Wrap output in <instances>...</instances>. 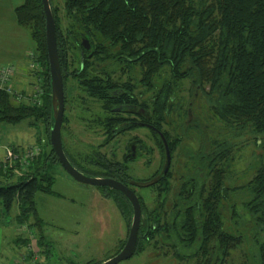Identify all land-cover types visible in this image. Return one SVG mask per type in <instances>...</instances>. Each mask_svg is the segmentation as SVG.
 Instances as JSON below:
<instances>
[{"label":"trees","instance_id":"1","mask_svg":"<svg viewBox=\"0 0 264 264\" xmlns=\"http://www.w3.org/2000/svg\"><path fill=\"white\" fill-rule=\"evenodd\" d=\"M64 7L68 18L65 29L61 27L56 8L52 7L63 88L66 89V79L70 75L80 89L100 102L105 114L94 119L106 129L107 139L113 131L111 126L121 120V112L109 108L117 98L110 90L118 82L132 79L134 63L140 67L137 81L153 89L152 133L162 162L165 151L156 128L164 134L173 151L180 137L170 135L163 124L173 106L170 97L187 78L193 87L192 94L199 91L205 96L209 111L224 123L227 131L251 130L264 137V0H64ZM14 13L32 40L33 55H29V60L38 66L30 68V76H38L41 102L16 101L10 92L0 88V122L17 123L26 118L42 120L49 137L53 117L42 2L23 0L14 7ZM81 29L93 42L90 50L77 43ZM69 39L72 40L69 42ZM74 61L76 65L69 68ZM96 61L107 64L111 70L112 66L121 65L122 72L128 70L127 77H115L111 70L103 75ZM158 77L159 82L155 80ZM64 120L65 115L62 123ZM133 125H121L114 131ZM37 139L41 142L39 137ZM45 143L49 147L41 148L21 173L0 167V222L2 213L9 212L16 203L15 223L17 227H25L16 231L21 240L18 245L25 247L20 255L24 264L35 261L44 238V221L38 216L35 194L38 191L59 194L53 188L54 176L48 170L51 161L46 160L58 161V158L49 138ZM62 144L70 161L83 170L66 151L63 141ZM228 152V147L217 142L216 148L207 154L205 165L210 175L207 186L194 175L181 180L175 199L185 203L183 208H176L179 213H175L171 222L167 221L164 211L170 188V168L165 175L161 171L153 181L156 202L153 208L147 206L142 194L138 195L143 217L133 255L140 254L151 244L154 249L169 246L178 261L190 258L194 260L192 264H229L228 258L241 244L243 235L226 229L222 201L227 191L242 190L246 198L242 201L244 210L262 231V237L257 235L255 240L254 263L264 264V160L260 157L254 173L245 182L226 186L225 178L232 159ZM93 162L100 166L96 175L122 179L127 175L126 166L101 154L94 156ZM11 176L16 179L10 180ZM96 186L104 198L113 201L129 226L131 205L122 192L106 185ZM230 211L237 220L235 202L230 205ZM125 240L120 241L114 254L123 247ZM167 254L166 250L161 253ZM111 256L83 264H99Z\"/></svg>","mask_w":264,"mask_h":264},{"label":"rangeland","instance_id":"2","mask_svg":"<svg viewBox=\"0 0 264 264\" xmlns=\"http://www.w3.org/2000/svg\"><path fill=\"white\" fill-rule=\"evenodd\" d=\"M53 3L56 4L61 27L65 29L68 18L65 14L64 0H53ZM30 42H32L31 38ZM75 65L74 61L69 68ZM102 65L101 63L99 66ZM112 67L113 76L126 77V72H121V65ZM131 74L132 80L136 83L137 92L149 98L153 89L137 81L140 77L138 64H134ZM157 79L159 82V77L155 80ZM32 80L37 81L36 78ZM64 91L66 95L63 113L65 120L61 125V137L66 151L79 156L77 161L80 164L85 165V158L92 157L96 152L110 157L111 152L115 151L116 157L119 158L125 136L136 134L150 150H143L142 154H137L139 156L131 162L129 172H132L133 177L146 178L153 170L161 167L160 151L147 128L138 127L123 134L119 139L114 138L110 142H102L106 136L104 126L94 119L104 114L100 102L80 89L70 75L66 79ZM192 92L190 79H184L172 99L177 101L173 103L166 115V122L163 124V127L173 136L176 134L180 137L171 156V185L167 194L168 200L175 199L181 180L185 176L194 175L203 182L204 186H207L210 175L205 162L208 160L207 154L216 148L217 142H222L226 148L228 147V153L232 155L225 178L226 186L245 182L254 173L260 157L264 160V137L251 130L227 131L224 123L209 111L205 96L203 97L199 91L195 92V95ZM186 107L187 113H184ZM29 121H33V124ZM38 137L41 142L38 141ZM48 138L42 120L26 118L17 123L0 122V144L24 146L38 143L41 148L47 149L49 146L45 142ZM1 149L2 147H0V152ZM46 160L51 161L48 170L54 176L53 188L59 194L41 191L35 194L37 213L44 221L42 227L44 238L38 248L39 253L35 261H30L29 264H83L88 261L99 262L113 255L118 250L120 241L126 239L128 234L126 219L119 209L112 200L102 196L96 185L77 181L59 161H52L49 158ZM85 166L92 168L88 167L89 165ZM93 170L92 168V170L88 169L83 172L90 176H97ZM15 179L16 176L10 178V180ZM136 192L144 196L149 208L154 206L155 191L151 186H138ZM244 199H246L245 193L242 190H229L222 201L226 229L243 235L241 244L232 250L228 258L229 264H245L246 261L247 264H255V240L257 235L262 237V231L244 210L242 204ZM234 202L239 215L237 220L233 218L230 211V205ZM0 211H2L1 206ZM17 212L18 208L14 203L9 212H3L1 215L0 235L5 231L3 237L6 241L18 226L15 223ZM33 231L36 235L37 231L34 229ZM32 247L37 249L33 245ZM4 250L6 258L1 257L0 264H11L14 258L17 259L15 262L21 259L20 255L25 252V247L23 245L12 246L9 243L4 246ZM165 250L168 254L161 255ZM183 252L189 253L190 251L184 250ZM172 254L169 246L154 249L150 244L140 254L133 255L117 264H192L194 261L190 258L178 261Z\"/></svg>","mask_w":264,"mask_h":264},{"label":"flooded vegetation","instance_id":"3","mask_svg":"<svg viewBox=\"0 0 264 264\" xmlns=\"http://www.w3.org/2000/svg\"><path fill=\"white\" fill-rule=\"evenodd\" d=\"M49 3H50L51 10H52V7L56 8V4L53 3V0H49ZM64 9H65V7H64ZM83 30L84 29H81L78 32V42L77 43H81V38L82 37H87L88 38L86 33H85L86 35H84ZM70 40H72V39H69V42H70ZM88 40H89V38H88ZM89 42H90V47L87 50H90V48H92V45H93L92 44L93 42H91L90 40H89ZM82 56H83V52L81 51V55H80V58H79L80 59V63H81V57ZM83 59H84V56H83ZM83 59H82V62H83ZM96 64L100 65L101 63H98L96 61ZM134 64H137V63H134ZM134 64H133V66H134ZM99 67H101V70H103L101 72L103 75H105L106 71H110L111 70L110 67L107 66V64H103L102 66H99ZM127 71L128 70L126 69L123 72L124 73L126 72V74H127L128 73ZM149 88H151V87H149ZM110 91H112L111 93L117 94V98H116V101L113 103V105H111L109 108L121 112V115H120V117H121L120 119L121 120L119 122H116V124L113 127L111 126L110 130L112 129L113 131L111 133L110 138L107 139L106 137H108V135H107V133H105L106 136H105V138L103 139L102 142H106L107 143V142H110L114 138L119 139V137L122 136L123 134H127L128 132H130V131L134 130L135 128H138V127L147 128L149 130L150 134L153 137L152 130L154 129V126L151 124V120H152V116H153V111H152L153 100H154L153 93L150 95L149 98H147L148 96L147 97H143V93H140V92L138 93L137 92L136 83L132 79H128L126 81V83L125 82H118V84L115 85V87L111 88ZM111 93H110V95L112 96L113 94H111ZM65 96L66 95H65V91H64V102L66 100ZM173 97L174 96L170 97V100L173 99ZM110 99H113V97H110ZM175 101H177V100H174V101L171 100V103H175ZM116 104H117V106H115ZM63 113H64V110H63ZM104 114H105V112H104ZM144 118H146V119H144ZM137 123H138V125H137ZM127 124H134V125L132 127H126L123 130H120L118 132H117V130L114 131V129L119 128L121 125L123 126V125H127ZM103 130L105 131L106 129L104 128ZM156 131L160 135V132H159L160 130H158L156 128ZM169 133H170V131H169ZM170 135H172V134L170 133ZM125 137L126 138L123 140L124 145L122 147V153H120V157L119 158H117L118 156L116 157V152L115 151L111 152L110 157H108L107 155L102 154L100 152H96V154H94L92 157H86L84 163H85V165H89L88 167H92L94 169L93 170L94 172L98 173V171H100V166L96 162H93V157L95 155L97 156V155L101 154V155L105 156L106 158H108L110 161L118 162V163H120V165L126 166L125 169H126V172H127L126 174L127 175H126V177L124 179H122V178H120L118 176H112V177L120 180L123 183H125L132 190H134V192L138 196V195H140V194H138L136 192V188L138 186H151V187H153V181H154V179H156V177H158L159 173L162 171L164 162L166 160L165 159L166 156L163 158L164 162H162L163 164L161 165L160 168H157V169L153 170V172H151V174L148 177L140 178V180H138L139 177H133L132 172L131 171L129 172V168H130L131 162L134 159L138 158L139 155H137V154H139V153L142 154L143 150L144 151L145 150L149 151L150 148L136 134H130V135L125 136ZM160 137H161V135H160ZM153 139H154V137H153ZM161 139H162V137H161ZM162 143H163V140H162ZM163 146H164V143H163ZM174 150L173 151L170 150V155L171 156H172ZM164 151H165V146H164ZM68 153H70V152H68ZM69 155L71 156V158L74 161H76V163H78L79 165L82 166L83 170H81V171L88 170V169L92 170V168H87V166H85L84 164L82 165V164H80L77 161V159H79V156H75V155H73L71 153ZM82 161H83V159H82ZM170 163H171V157H170ZM170 163H169L168 169L170 168ZM166 173H167V171H166ZM161 174H162V172H161ZM97 176H102V175H97ZM108 177H111V176H108ZM149 182H152V183L148 184ZM143 184H147V185H143ZM170 185H171V182H170ZM178 190H179V188H178ZM153 202H154V206H155L156 202L155 201H153ZM139 203H140V200H139ZM145 203H146V201H145ZM184 203L185 202L183 200L174 199V198H172L170 200H168V199L166 200V202L164 204V208H165L164 211L166 213V218H167L168 222H171L173 220L176 212L179 213L176 210V208H180V207L183 208L184 207ZM130 205H131V203H130ZM153 207H150V209L153 208ZM140 208H141V215H140L139 226H138L137 240H138V237H139V234H140V229L142 227V217L143 216H142V205H141V203H140ZM131 210H132V206H131ZM132 214H133V211H132ZM131 221H132V215H131L130 224L128 226V232H129V228H130V225H131ZM127 236H128V234H127Z\"/></svg>","mask_w":264,"mask_h":264},{"label":"water","instance_id":"4","mask_svg":"<svg viewBox=\"0 0 264 264\" xmlns=\"http://www.w3.org/2000/svg\"><path fill=\"white\" fill-rule=\"evenodd\" d=\"M42 7L45 15V39H46V50L49 63V74H50V98L52 106V117L53 121L49 128V140L54 149V152L58 158L61 165L69 172V174L77 181L83 183H90L93 185H106L115 188L122 192L125 198L131 203L132 206V221L129 228L128 236L123 247L114 255L108 259L100 262L99 264H117L120 261L130 258L137 244V234L138 226L141 215V208L137 194L125 183L120 180L108 177V176H90L78 169L70 161L66 155L61 137V124L63 118L64 110V88H63V78L60 68L57 45H56V35H55V21L53 13L50 7L49 0H41ZM81 44L84 48L88 49L90 47V42L87 37L81 38ZM89 55L91 53H88ZM83 56L81 57L82 64ZM160 135L162 137L165 146V164L162 169V175L166 174L170 163V150L165 139V136L161 131Z\"/></svg>","mask_w":264,"mask_h":264},{"label":"crops","instance_id":"5","mask_svg":"<svg viewBox=\"0 0 264 264\" xmlns=\"http://www.w3.org/2000/svg\"><path fill=\"white\" fill-rule=\"evenodd\" d=\"M22 1L0 0V66L12 64L15 67L13 82L17 87H27L28 81L32 77L29 68V51H31L32 42H30L27 29L17 22L14 13V7ZM20 227L15 228L13 235L11 234L7 241L3 237L5 231L1 232L0 261L1 257L6 258L4 255L6 244L11 243L12 246L20 244V237L16 233ZM15 260L17 259L14 258L11 264H14Z\"/></svg>","mask_w":264,"mask_h":264},{"label":"built area","instance_id":"6","mask_svg":"<svg viewBox=\"0 0 264 264\" xmlns=\"http://www.w3.org/2000/svg\"><path fill=\"white\" fill-rule=\"evenodd\" d=\"M32 56V51H29ZM38 66L36 62L29 60V68ZM15 67L12 64H5L0 66V88L10 92L16 101H25L28 103H40L42 89L39 86L38 76H32L27 87H14L13 75ZM36 78L37 81L32 79ZM33 82V83H32ZM2 153L0 154V167L21 173L29 164V161L35 158L40 152V145L38 143L19 146L10 144H0ZM21 226L19 230H24ZM16 264H24L23 259L16 261Z\"/></svg>","mask_w":264,"mask_h":264}]
</instances>
